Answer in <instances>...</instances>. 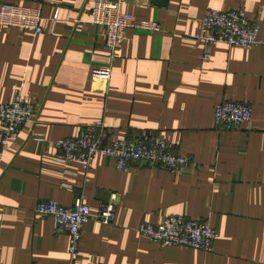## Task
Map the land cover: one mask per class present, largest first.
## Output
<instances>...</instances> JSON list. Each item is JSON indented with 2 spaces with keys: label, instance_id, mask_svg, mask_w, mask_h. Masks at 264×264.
I'll return each mask as SVG.
<instances>
[{
  "label": "crops",
  "instance_id": "crops-1",
  "mask_svg": "<svg viewBox=\"0 0 264 264\" xmlns=\"http://www.w3.org/2000/svg\"><path fill=\"white\" fill-rule=\"evenodd\" d=\"M4 4L40 9L44 32L0 25V104L20 90L38 109L0 155L3 264H264V0H128L135 22L160 30L129 28L113 59L106 28L91 23L92 0ZM236 8L258 22L261 43H217L205 61L196 36L206 12ZM107 67L109 76L99 75ZM225 100L252 106L242 129L217 127L215 106ZM98 121L109 128L108 144L157 133L191 165L123 171L98 156L86 170L56 161L53 141ZM114 194L113 222L86 223L74 259L68 232L36 213L41 201L71 207L81 199L97 217ZM175 214L209 220L218 232L213 250L162 247L138 231Z\"/></svg>",
  "mask_w": 264,
  "mask_h": 264
},
{
  "label": "built area",
  "instance_id": "built-area-1",
  "mask_svg": "<svg viewBox=\"0 0 264 264\" xmlns=\"http://www.w3.org/2000/svg\"><path fill=\"white\" fill-rule=\"evenodd\" d=\"M127 1L92 0L91 23L106 28V49L112 59L122 47L129 28L137 27L153 32L160 30L158 23L152 21L135 22L133 15L124 10ZM42 19L38 8L16 4H4L0 7V25L42 33ZM196 38L205 43V61L210 59L211 47L217 43L248 49L261 43L258 22L250 19L242 8L229 11L209 9L202 21V32ZM110 71L109 67L97 70L104 77H108ZM37 113L38 109L30 94L20 90L16 91L12 101L0 104V155L8 148L12 136L19 128L31 121ZM252 116L253 108L249 103L225 100L215 106V123L223 130L242 129L251 121ZM108 129L104 121H98L84 127L78 137L53 141L57 150L56 161L65 165L80 162L86 170L91 168L93 160L98 156L114 159L118 169L123 171L131 170L135 164L171 172L184 170L191 165L189 157L178 154L174 144L157 133L143 132L131 139L121 138L108 144ZM35 139L45 140L41 135H36ZM116 202L117 195L114 194L110 202L102 205L97 217L92 216L90 208L81 199L71 207L55 200L41 201L36 213L52 218L56 229L68 232L69 253L74 259L79 252L85 224L92 219L107 224L113 222ZM138 231L162 247H181L205 252L213 250L218 238L217 229L209 220H195L182 214L167 216L159 222L143 221ZM0 264H3L1 254Z\"/></svg>",
  "mask_w": 264,
  "mask_h": 264
},
{
  "label": "water",
  "instance_id": "water-1",
  "mask_svg": "<svg viewBox=\"0 0 264 264\" xmlns=\"http://www.w3.org/2000/svg\"><path fill=\"white\" fill-rule=\"evenodd\" d=\"M160 3L162 4H166L167 3V0H158Z\"/></svg>",
  "mask_w": 264,
  "mask_h": 264
}]
</instances>
